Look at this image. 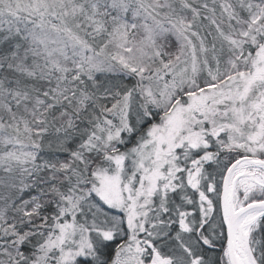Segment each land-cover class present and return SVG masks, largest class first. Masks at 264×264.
Returning <instances> with one entry per match:
<instances>
[{
    "label": "snow or ice",
    "instance_id": "6c2138e0",
    "mask_svg": "<svg viewBox=\"0 0 264 264\" xmlns=\"http://www.w3.org/2000/svg\"><path fill=\"white\" fill-rule=\"evenodd\" d=\"M0 264H264V0H0Z\"/></svg>",
    "mask_w": 264,
    "mask_h": 264
}]
</instances>
